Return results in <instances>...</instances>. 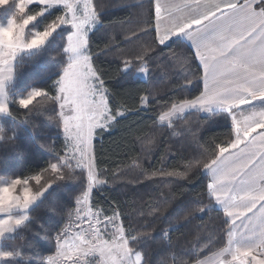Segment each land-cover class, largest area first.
<instances>
[{
	"label": "snow or ice",
	"instance_id": "6c2138e0",
	"mask_svg": "<svg viewBox=\"0 0 264 264\" xmlns=\"http://www.w3.org/2000/svg\"><path fill=\"white\" fill-rule=\"evenodd\" d=\"M135 7L105 30L103 0H0V264H264V0ZM113 63L145 85L138 103L117 99ZM148 112L139 154L102 167L100 138ZM199 114L226 138L205 140ZM45 121L60 150L26 137ZM197 178L203 190L177 202ZM117 182L133 185L134 211L97 199ZM46 206L55 214L41 233Z\"/></svg>",
	"mask_w": 264,
	"mask_h": 264
},
{
	"label": "trees",
	"instance_id": "16d2710c",
	"mask_svg": "<svg viewBox=\"0 0 264 264\" xmlns=\"http://www.w3.org/2000/svg\"><path fill=\"white\" fill-rule=\"evenodd\" d=\"M141 3V0H103L104 11H105V19L104 26L105 30H108L113 24L119 22H127L130 20H134L137 15L138 9L135 5ZM109 39H111V33L109 32ZM106 40L99 41V47H104ZM50 60L52 57L49 58ZM106 71L108 72L107 80L109 82V86L112 90L118 94L117 99L120 102H124L125 100L129 104L138 103V99L136 98V93L145 87L142 83L132 84L128 80L124 79L122 73L117 68L116 64H106L104 65ZM39 69L35 66H28L24 69L25 72L38 71ZM52 71H55L53 68ZM152 113H142L141 117L133 116L131 119L123 121L119 126L112 129L110 133H105L102 138H100V143L97 144L98 152L101 153L100 159L104 161L102 167L111 165L115 168L116 164L126 165L129 163L130 158L134 155L139 154L140 144L138 142L134 143L136 139V133L138 130L143 129L144 133L148 132V129L152 125V120L148 119ZM202 114L198 116L192 117L191 122L193 126L197 123L202 125L201 131L204 133L205 140L210 139L213 135H220L221 138H226L224 133L225 129L219 128L212 124L210 120H203L200 117ZM48 124V127L45 129L40 128H29L27 133H25L26 137H31L34 141V145L40 152L47 153V148L40 147L41 145L47 144L51 145L56 150H60L62 147V139L56 140L57 128L55 123L45 121ZM38 123V122H37ZM210 128H216V131H209ZM42 138H37V137ZM161 139L167 141L166 136H161ZM168 143H164L163 146L158 148L157 155L154 157L155 160L159 161L161 157L164 156V153L168 150ZM190 153V150H189ZM189 153H184L185 155ZM127 154V157L125 156ZM167 161L171 165H179L183 163V161L179 158L177 153L170 152ZM40 163H43L41 160ZM160 163L156 164V167H160ZM135 173H130L129 178ZM184 183V182H181ZM133 185H128L127 187H123L117 182L115 186V190L109 191L98 196L97 199H101L102 196H106L109 201L115 197L121 205L127 206V211H134L133 205L136 202L135 194L130 190ZM154 187H162L163 191H168L171 185L169 186H159L153 185ZM203 190V184L199 180V178L193 180L191 183H186L184 187H177L174 193L175 200L177 202L182 201L185 197L192 198L195 196L197 192ZM55 213L52 210L51 206H46L38 210L35 214L39 219L37 223L33 226L35 231L43 232V227L50 223L48 221V217L54 215ZM59 219V217H57ZM207 220V218H205ZM43 222V223H42ZM197 224H200V221H196ZM180 233H172L173 238L175 239L179 236ZM42 242L47 243V241H43V235L38 237ZM52 247L54 251V246ZM25 251H28L27 249ZM51 254L49 252H45V255ZM161 257H158L160 259Z\"/></svg>",
	"mask_w": 264,
	"mask_h": 264
},
{
	"label": "crops",
	"instance_id": "0c3cea01",
	"mask_svg": "<svg viewBox=\"0 0 264 264\" xmlns=\"http://www.w3.org/2000/svg\"><path fill=\"white\" fill-rule=\"evenodd\" d=\"M203 115V114H202Z\"/></svg>",
	"mask_w": 264,
	"mask_h": 264
}]
</instances>
